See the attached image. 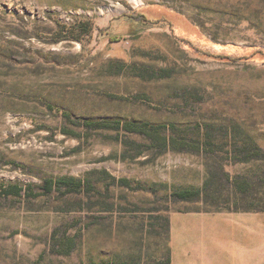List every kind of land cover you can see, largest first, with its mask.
I'll list each match as a JSON object with an SVG mask.
<instances>
[{
	"label": "rangeland",
	"instance_id": "rangeland-1",
	"mask_svg": "<svg viewBox=\"0 0 264 264\" xmlns=\"http://www.w3.org/2000/svg\"><path fill=\"white\" fill-rule=\"evenodd\" d=\"M252 147L264 0H0V264H264V210L175 196Z\"/></svg>",
	"mask_w": 264,
	"mask_h": 264
},
{
	"label": "trees",
	"instance_id": "trees-1",
	"mask_svg": "<svg viewBox=\"0 0 264 264\" xmlns=\"http://www.w3.org/2000/svg\"><path fill=\"white\" fill-rule=\"evenodd\" d=\"M134 22L138 27L143 29H149L153 26V24H156V21H152L142 13H136V15L133 17ZM107 30V29H105ZM100 29L99 32L101 35H106L109 40H115L118 38L116 35H111L109 32ZM181 41H186L187 44L192 48L194 52H197L203 56L211 57L216 60H221L224 62H241L248 60L249 56H252L254 53L249 55H242V56H235V55H229V54H222V53H209L207 51H204L202 49H199L197 47H194L192 43L187 41L186 39H180ZM258 53H261L260 51H257ZM105 127H108L107 125H104ZM128 126V125H127ZM130 130V129H129ZM134 132H138L141 134L147 135L149 138L153 139L152 135H156L158 138L156 142H160L159 140H166L165 137L160 136L157 132L151 133L152 131L145 132L139 129L138 127H132V130ZM234 133V132H233ZM165 147V146H164ZM185 148H188L185 146ZM192 149V148H188ZM237 153L243 154L242 158L243 160H261V158L264 156L262 151L257 147L252 148H239L236 150ZM262 176H235L233 179L229 178V176L226 173H223L221 171V168L219 166L217 169H212L207 167L206 173L204 175V180L202 182V186L197 189H192L189 191H182L175 196L179 199H185V200H201L202 202H214L215 199L221 198V195L218 194L217 187L220 186L221 189L225 186L227 188V194L224 197V203L228 209H233L235 211L238 210H264V171ZM224 179V180H223ZM225 182V183H224ZM120 183L123 186L129 187V183H127L125 180L121 179ZM45 184H50V181L46 180ZM59 184H61L59 182ZM75 188H79L81 186V183L79 181H76L73 183ZM46 188V187H45ZM21 189L17 187H10L9 189L5 190V194H17ZM216 199V200H217Z\"/></svg>",
	"mask_w": 264,
	"mask_h": 264
}]
</instances>
